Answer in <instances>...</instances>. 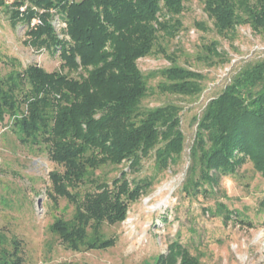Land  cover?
I'll list each match as a JSON object with an SVG mask.
<instances>
[{"label": "trees", "instance_id": "16d2710c", "mask_svg": "<svg viewBox=\"0 0 264 264\" xmlns=\"http://www.w3.org/2000/svg\"><path fill=\"white\" fill-rule=\"evenodd\" d=\"M186 1L0 0L11 24L27 27L25 45L61 60L54 72L18 63L0 79V123L8 117L22 144L47 152L61 168L49 173L46 193L56 206L65 199L75 207L71 219L58 218L50 227L67 250L113 247L116 240L104 235L103 226L122 223L130 204L156 181L155 175L129 179V172H140L143 162L153 159L156 172L163 173L183 156V107L170 102L149 108L143 102L150 95L149 79L157 76L162 94L194 98L203 92L206 77L180 65L158 44L184 30ZM203 2L218 35L249 26L264 37V0ZM55 20L65 24L62 33ZM218 48L216 41L204 46L203 58L211 67L228 61ZM156 53L170 66L144 74L139 60ZM194 121L186 196L211 197L223 178L235 176L248 162L264 178V58L242 67ZM124 164L129 171L121 170L110 182L97 174ZM260 212L264 214V200ZM216 214L225 222L253 226L222 203ZM5 242L0 235V264H24L21 242L13 239L12 249ZM153 264L201 262L174 241Z\"/></svg>", "mask_w": 264, "mask_h": 264}, {"label": "rangeland", "instance_id": "374dc122", "mask_svg": "<svg viewBox=\"0 0 264 264\" xmlns=\"http://www.w3.org/2000/svg\"><path fill=\"white\" fill-rule=\"evenodd\" d=\"M6 1L11 4L14 0ZM181 20L184 30L179 36L161 39L158 44L172 53L180 65L203 74L204 89L199 97L182 98L162 94L157 88L160 76L149 79L150 95L143 105L153 108L174 102L182 106L186 147L178 165L171 170L156 172L154 160L149 159L143 162L140 172H129V179L155 175L156 181L137 202L130 204L122 223L103 226L104 235L116 240L113 247L81 252L64 247L50 227L58 218L71 219L75 207L65 199H59L56 206L46 193L51 187L49 173L61 168L47 152L22 144L11 130L8 117L0 123V235L9 249L13 239L21 242L24 264H153L174 241L185 245L201 264H264V214L260 212L264 178L251 162L235 176L223 178L211 197H188L183 191L196 132L194 117L242 67L264 58V37L249 26L238 27L235 34L226 37L218 35L204 11L203 0L186 1ZM54 26L58 33L66 27L58 20ZM26 30L22 24L14 27L9 14L0 8V79L18 63L23 68L37 65L47 72L60 70L58 55L46 50L37 52L24 44ZM213 41L218 42V50L226 53L228 61L211 67L203 56L204 46ZM168 66L169 60L158 53L139 60L146 75ZM73 76L78 77L76 73ZM126 166L105 167L97 174L110 182L121 170L128 172ZM219 203L239 212L241 219L253 226L236 220L225 222L216 214Z\"/></svg>", "mask_w": 264, "mask_h": 264}, {"label": "built area", "instance_id": "2783aa9c", "mask_svg": "<svg viewBox=\"0 0 264 264\" xmlns=\"http://www.w3.org/2000/svg\"><path fill=\"white\" fill-rule=\"evenodd\" d=\"M37 23V21H35Z\"/></svg>", "mask_w": 264, "mask_h": 264}]
</instances>
